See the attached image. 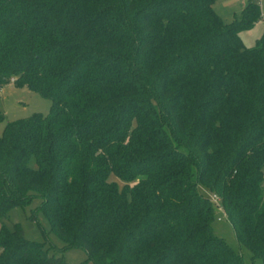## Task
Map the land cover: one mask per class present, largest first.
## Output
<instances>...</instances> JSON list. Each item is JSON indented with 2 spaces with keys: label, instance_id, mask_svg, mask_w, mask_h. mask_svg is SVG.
<instances>
[{
  "label": "trees",
  "instance_id": "trees-1",
  "mask_svg": "<svg viewBox=\"0 0 264 264\" xmlns=\"http://www.w3.org/2000/svg\"><path fill=\"white\" fill-rule=\"evenodd\" d=\"M215 1L0 0V88L51 101L0 135V264H69L5 224L35 198L93 264H245L211 194L264 264V33L239 36L261 11Z\"/></svg>",
  "mask_w": 264,
  "mask_h": 264
},
{
  "label": "rangeland",
  "instance_id": "rangeland-1",
  "mask_svg": "<svg viewBox=\"0 0 264 264\" xmlns=\"http://www.w3.org/2000/svg\"><path fill=\"white\" fill-rule=\"evenodd\" d=\"M250 0H216L214 10L225 23H230L235 17H239L242 7ZM258 3L261 11L260 17L249 27L239 32L240 40L245 47H252L256 40L264 33V0H251ZM51 101L38 92L25 87H15L12 82L0 88V135L6 123L20 118L30 116L35 112L47 114L50 110ZM200 191L205 195H210L202 186ZM40 199L35 198L24 207L12 208L8 217L4 219L6 225L17 222L22 228L26 238L33 241L42 242L49 252L56 255H63L69 264L87 263L86 253L82 249L73 248L61 251L64 245L52 231L45 216L38 212ZM220 218L218 220L217 218ZM213 232L222 238L227 245L236 252L241 253L245 264H263L260 258H252L251 253L240 245L236 239L233 227L225 215L219 210L216 211L215 220L212 223Z\"/></svg>",
  "mask_w": 264,
  "mask_h": 264
},
{
  "label": "built area",
  "instance_id": "built-area-1",
  "mask_svg": "<svg viewBox=\"0 0 264 264\" xmlns=\"http://www.w3.org/2000/svg\"><path fill=\"white\" fill-rule=\"evenodd\" d=\"M211 199H212L213 203L215 204V206L217 207V209L223 213L224 211H223L222 205L220 203V198L216 194H211ZM217 219L220 220L219 217Z\"/></svg>",
  "mask_w": 264,
  "mask_h": 264
}]
</instances>
